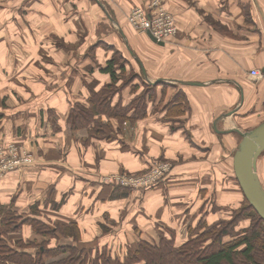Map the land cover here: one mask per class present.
Returning <instances> with one entry per match:
<instances>
[{"label":"crops","instance_id":"1","mask_svg":"<svg viewBox=\"0 0 264 264\" xmlns=\"http://www.w3.org/2000/svg\"><path fill=\"white\" fill-rule=\"evenodd\" d=\"M153 1L0 0V144H16L36 158L0 178V204L62 229L75 223L78 245L122 259L131 252L122 241L156 243L185 226L189 233L190 214L206 212V201L197 198L206 199L207 188L224 192L228 165L234 175L240 132L264 122V73L261 80L250 75L264 69V0H155L180 30L165 47L128 23L134 9ZM115 51L130 54L148 79L187 94L186 130L172 129L159 113L138 120L129 135L93 137L78 124L93 94L113 83L102 69ZM160 160L174 163L160 185L112 198L111 175H138ZM263 161L264 154L261 182ZM35 234L24 225L10 240L33 241ZM58 238L50 241H74Z\"/></svg>","mask_w":264,"mask_h":264},{"label":"trees","instance_id":"2","mask_svg":"<svg viewBox=\"0 0 264 264\" xmlns=\"http://www.w3.org/2000/svg\"><path fill=\"white\" fill-rule=\"evenodd\" d=\"M120 70L124 71L125 66L122 61H116L115 58L110 60L106 68L102 69L104 74H110L113 83L105 86L99 93L93 94L89 100V110H86L79 119L78 124L80 126L87 127L94 120L99 128L96 120L103 116L111 119L117 118L124 122H135L147 116L145 109L141 106L142 103H138L133 109V115L136 117L118 109L116 105L111 107L112 88L120 81L118 76ZM158 85L161 84H156L154 89L157 90ZM170 86L178 88V92L172 96L171 102L173 105L170 107L177 110L180 115H184L190 108L187 94L180 90L178 85L171 84ZM150 88L153 89L152 87ZM150 92H148L147 97H150ZM2 118L3 114L0 113V120ZM129 191L127 188L116 186L114 187L112 198H127ZM244 199L246 200L245 196ZM246 202L244 211L248 210L249 212L247 217L250 228L245 229L242 236L233 235L234 237L231 236L230 240L226 241L227 237L231 235V228L229 227L232 225L221 227V223L213 222L209 227L218 231L213 232L214 235L207 248L204 249L205 252L196 256L195 264H259L256 257L259 253H262V257L259 255V258L264 259V221L247 200ZM248 212L244 213V215L248 214ZM237 217L240 218V213H238ZM24 225H31L37 236L50 235L51 237H58L61 234L62 237H71L74 241L72 244H62L55 248H47L45 243L38 241L10 240V235L18 232ZM189 232L192 233V229H189ZM79 239V230L75 223H71L68 226L65 225L62 229L61 226H53L34 218H24L14 211L13 205L0 204V264H173L174 261L184 257L179 249L174 250V248L172 250L169 247L170 244L172 245L171 241L167 242L164 248L163 239H161L163 244L141 241L137 250L123 257V259L112 256L106 249L82 247L78 245L81 243L78 241Z\"/></svg>","mask_w":264,"mask_h":264},{"label":"rangeland","instance_id":"3","mask_svg":"<svg viewBox=\"0 0 264 264\" xmlns=\"http://www.w3.org/2000/svg\"><path fill=\"white\" fill-rule=\"evenodd\" d=\"M163 6L171 15H173V13L165 5H163ZM174 18H175V16H174ZM178 29H179V27H178ZM179 32H180V30H179ZM179 32H178V35H179ZM174 39H175V37H174ZM112 57L115 58L116 61H117L116 58L121 59L122 64H124V66H125L124 71L120 70L118 72V76H121V79L123 82H121L119 84L117 83V85L113 86V88H112V96L115 97V99H112V104L114 102L113 106L116 105L118 107V109L125 111L129 115H133V113H134L133 109L137 106L138 103H142L141 106L145 109V112L147 113V115L149 113H154V114L159 113V116H162V120L164 121V123H166V122L169 123V125L172 129L175 130L176 128H182V127L184 128L185 127L186 121H185L184 117H186V116H184V115H186V113L184 115H180L177 110L173 109V107H170L171 105H173L171 102L172 96L174 95V93L178 92V88H176L174 86L171 87L170 86L171 83H169V84L158 83L161 85H158L157 90H156L154 88L156 85L155 83H157L158 80H156L154 78H151V80L148 79L144 75V73L141 71L140 68H138L137 66H134L135 60L132 56H130V54H128L126 57H124L123 54H120V52L115 51L114 55ZM132 63H134V64L132 65ZM145 77L149 81H146ZM148 77H149V75H148ZM150 84H152V85L149 86ZM173 85H175V84H173ZM150 87H152L153 89H151ZM124 91H126L125 94L129 93V97H127L125 99H123V97H122L124 95L123 94ZM149 91H151L150 95H149L150 97H147V94ZM116 99H117V101L115 102ZM175 111H176V113H175ZM105 117L106 116H103L100 119L96 120L97 124L99 125V128L95 124V121L92 120V124H90L89 128L87 129V132L90 136H93V137L96 136V137H103L104 138L105 135H109V134L114 133V132L116 133V130L118 132L121 131L120 133L125 131L126 134L129 135V134H131L133 127L136 126V124L139 121H141V120H139V121H135V122H133V121L132 122H130V121L124 122L123 120H119L117 118L111 119V118H107V117L105 118ZM134 117H136V116H134ZM156 118H157V116H156ZM152 119H153V117H152ZM184 130H186V128H184ZM135 135L136 134L134 133L130 137L134 138ZM9 145L17 146L16 144H13V143L7 144L6 146H9ZM29 155L31 156L32 160H34L33 163L31 165L24 166L21 169L32 166L35 164V161H36L35 156L31 153H29ZM161 163H164V165H170V167H171V171L169 173L166 172L165 170L162 171L161 180L159 179L157 182L155 181L152 183H148L147 185L140 184V186H138L139 188H131V187L127 188L130 190V192L136 191V190H142V191H145L147 189L150 190V189L155 188L156 186L160 185L163 181H165L170 176V174L172 172V167L174 166V163H172L171 161H168V160H160V161L153 163L152 166L150 165L149 167H147V170H145V172L139 173L138 175L133 176L132 174H128L125 172H119L118 174L111 175V177L112 176H119V177L122 176L125 178L147 177L148 173L150 172V169L158 166ZM263 165H264V161H263ZM263 165H262V173L264 176V166ZM21 169L19 168L16 171L21 170ZM208 169L212 170L213 167L208 168ZM230 169H231V166L228 165V172L225 170V174L227 175V181L224 182V186H226V188H224V192H221L220 190H216L213 188L212 189L207 188L206 189L207 193L205 195H203L206 197V199H203L202 197L197 198L198 201L199 200H205L206 201L205 202L206 203L205 204V206H206L205 211L206 212H204L203 214H198L196 212L193 213L192 215L190 214V221L187 220L186 222L189 221L190 229H192V231H193L192 233L187 232L188 226H185L184 228L178 227L177 230L172 229L173 233H171V231H169L167 233H162L161 239H163L164 242L161 240L156 242L158 244L164 243L163 247L165 248L166 243L171 241L173 246L170 244L169 247L172 250L174 248H175L174 250L179 248L180 253H182L184 255V257H183V255H181L183 258H179V260L174 261L173 264H195L196 262H194V261L197 258L196 256L199 253L202 254L203 252H205L204 249L207 248L208 243L212 240V237L214 235L213 232L218 231L217 229L214 230V229H212V227H209V225L211 226V224H213V222L209 221V217H212V221L216 220L215 221L216 223H221V227H224L227 225H232L229 227V228H231V233H230L231 235L227 237L226 241L230 240V237L233 235H235V236L241 235L242 236L243 231H245V229H247V228H250V223H249V220L247 217L249 215V212H248V210L244 211L247 202L244 199V197H242L243 193H242V189H240L239 184L238 183L236 184V176L234 178L235 172L233 175L232 172L230 173ZM13 172H15V171H13ZM8 174H10V173H8ZM113 183L115 184V187L116 186L121 187V185L119 183H116V182H113ZM262 184L264 186V177H263ZM200 188L201 187H199V189ZM241 193H242V195H241ZM232 196H237L239 198V200H237V198L235 199ZM223 197H225V198L221 199ZM228 197L230 198V201L232 203H227L229 200ZM221 200L223 201V203L221 202ZM226 203H227V205H226ZM213 204L215 205L214 208H213V206H214ZM219 204H222L221 206L223 207V209L222 208H220V209H222L221 211H224L220 216L221 218H219L218 212H217L218 209H216L217 208L216 205H219ZM201 205L202 204H197L195 206V209L197 206L201 207ZM235 208L236 209L238 208V209L234 211ZM246 212H248V214L244 215V213H246ZM238 213H240V218L237 217ZM204 224H206V225H204ZM51 225H53V224H51ZM204 226H207V227H204ZM228 230H227V233H228ZM263 233H264V231H263ZM197 234H198V236H196ZM35 236H36L35 237L36 239L33 238V241L36 240L40 243L41 242L45 243L47 248H55L59 245L67 243L65 241H59V240L58 241H50L54 238H55V240H56V238L59 239L56 236H52V237L50 235H38L37 236L36 234H35ZM185 241H187V242L183 247L179 246L180 243H184ZM195 241H196V243H195ZM128 242L130 245H132L131 247L136 246V248H137V246H138V244L136 245L137 241H135L133 243H132V241H126V242L122 241V243L125 246V250L131 251V252H126L127 255L132 254L133 253L132 249H134L131 247L129 248V246L126 245V243H128ZM196 251H198L197 254H196ZM184 253H187V254H184ZM189 253H190V255H188ZM261 254L262 253L257 254L256 257H257L259 264H264V259L259 258V255L261 256ZM240 263H242V262H240Z\"/></svg>","mask_w":264,"mask_h":264},{"label":"built area","instance_id":"4","mask_svg":"<svg viewBox=\"0 0 264 264\" xmlns=\"http://www.w3.org/2000/svg\"><path fill=\"white\" fill-rule=\"evenodd\" d=\"M128 23L135 31L143 34L151 33L157 41L165 43L177 37L179 32L174 16L159 1L155 0L146 7L134 9L128 15ZM250 75L256 80L263 79V73L260 70H252ZM33 161L26 150L15 145L0 144V178L19 168L31 165ZM163 170L169 173L171 171L170 165L159 164L150 169L147 177L112 176L110 179L124 188H139L140 184L147 185L161 180Z\"/></svg>","mask_w":264,"mask_h":264},{"label":"water","instance_id":"5","mask_svg":"<svg viewBox=\"0 0 264 264\" xmlns=\"http://www.w3.org/2000/svg\"><path fill=\"white\" fill-rule=\"evenodd\" d=\"M147 35L154 44L161 47L166 46L165 42L157 41L151 33H147ZM262 73H264V69ZM162 82L163 81H157L155 84ZM181 84L185 86L199 85L190 82H181ZM227 116L230 117V115ZM219 121L220 119L214 123V128L217 132ZM220 133H226V131H220ZM240 133L242 141L232 161L235 172L234 176H236L246 200L264 221V186L258 174V160L264 154V122L252 131Z\"/></svg>","mask_w":264,"mask_h":264}]
</instances>
